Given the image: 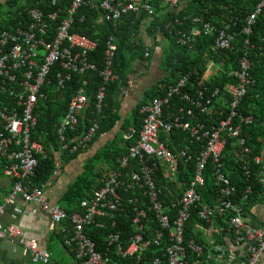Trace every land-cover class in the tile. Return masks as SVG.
I'll use <instances>...</instances> for the list:
<instances>
[{
    "label": "built area",
    "instance_id": "obj_1",
    "mask_svg": "<svg viewBox=\"0 0 264 264\" xmlns=\"http://www.w3.org/2000/svg\"><path fill=\"white\" fill-rule=\"evenodd\" d=\"M44 1L0 0V157L7 163L4 174L13 182L5 204H13L21 197L25 203L40 205L52 225L62 227L74 264H141L151 248L164 251L153 258L151 264H184L188 248L197 258L203 256V248L194 241L188 246L185 244V225L191 212L198 208L200 219L209 224L213 222L216 209L204 204L200 194L205 186L208 161L212 159L218 164L217 183L225 185L221 189L223 199L216 208L231 212L229 224L234 241L237 246H244L247 254L245 262L230 259V264H258L264 253V228L247 224L243 211L224 199L231 195V189L226 186L228 181L220 172L219 164L228 138L238 139L240 146L245 143L235 120L245 124L254 120L252 116L238 113L240 103L254 82L246 54L237 60V68L231 73L233 83L214 89L195 83L193 76L199 75L202 67L195 68L169 86L163 97L145 104L140 111L144 115L143 126L136 141L128 147V154L118 159L116 171L103 172L100 187L80 203L78 211L68 213L44 199V186L38 188L31 183L38 156L45 154L41 137L34 135L38 104L48 92L63 89L72 74L96 70L89 59V54L97 47L96 41L73 31L77 11L89 5L102 11L101 21L115 23L140 8L136 5L139 0H122L120 5H116L115 0H71L69 5L62 0H49L44 5ZM171 4L176 6L177 0H171ZM263 7L264 1L247 18L246 34L251 33ZM142 8L154 15L150 5L144 4ZM202 32L211 35L213 28L206 24L203 31L179 32V43L187 45ZM233 43L234 36L220 30L211 50L214 54L229 51ZM115 51L111 39L105 53V68L100 73L104 85L95 96L97 114L103 110L106 85L117 79L112 70ZM212 56L205 52L202 58L205 80L217 75L219 70ZM77 84L57 129L60 143L66 140L67 132L77 131L89 106L87 81ZM222 107L230 109L229 115L216 120L222 115ZM90 122L91 127L76 138L79 141L72 151L91 141L98 123L93 118ZM136 132L130 128L124 139L131 141ZM178 132L188 133L200 148L192 177L187 182L183 176L189 174L186 165L193 160V154L191 148L176 149L178 141H173V135ZM255 162L263 165V177L264 157H256ZM182 165L187 171H180ZM3 213L4 206L0 204V215ZM93 226L109 232L102 250L89 235L88 228ZM0 239L18 244L34 263H52L49 252L40 248L37 241L28 239L15 225L0 224ZM217 247L218 251L222 250L221 246Z\"/></svg>",
    "mask_w": 264,
    "mask_h": 264
},
{
    "label": "trees",
    "instance_id": "obj_2",
    "mask_svg": "<svg viewBox=\"0 0 264 264\" xmlns=\"http://www.w3.org/2000/svg\"><path fill=\"white\" fill-rule=\"evenodd\" d=\"M139 1L136 3L140 7L138 12H130L115 23L101 21L102 11L93 9L89 5L77 11L73 31L96 41V49L89 54V59L96 65V70L82 75L72 74L71 80L63 89L48 92L47 97L39 102L36 111L38 123L34 135L41 137L45 154L38 156V167L31 183L38 188H43L57 169V155H60L64 165L69 164L86 154L101 137L114 131L121 121L118 97L122 86L135 72V65L137 67L146 65L152 60L153 48L150 47L151 45L148 46L146 39L152 43H158V40L163 38L167 46L161 68L166 76L154 85L143 101L135 106L132 119L126 120L121 127L122 132L127 134L132 124V128L137 131L136 135L131 141L122 137L115 139L89 158L84 164L82 173L68 186L60 201V207L68 213L78 211L80 203L93 196L100 187L99 178L102 177L103 172L116 171L119 168L118 159L128 154V147L136 141L143 126L144 115L140 111L145 104L153 98L163 97L169 86L195 68L202 67L199 75L193 76L195 83L208 85L211 89L233 83L231 73L237 68V60L246 54L251 63L249 72L254 82L249 86L240 103L238 113L243 116H252L254 120L249 124L235 120V125L241 127L240 138L244 139L245 143L240 146L238 139L228 138L219 164H221L220 172L228 181L226 186L231 189V195L224 199L239 207L244 215L249 213L264 199L263 165L255 162L256 157H264V7L256 18L251 33L246 34L244 28L247 18L256 12L258 5L264 0H177L176 6L171 4V0ZM44 2L43 4L47 5L49 0ZM62 2L66 5L71 4V0H62ZM121 2L122 0H115L116 5H120ZM144 4L151 6L154 15H150L146 9L142 8ZM50 10L53 9L50 8ZM195 19L198 21L194 22ZM206 24L213 28L211 35H205L202 32L187 45L179 43V32L186 34L194 29L203 31ZM220 30H226L234 36L233 49L214 54L211 49ZM111 39L116 46L112 70L117 79L106 85L103 110L97 114L95 96L98 89L104 85L100 73L105 68V53ZM205 52L213 54L212 60L219 67L217 75L208 80L202 78L205 72L202 61ZM83 80L87 81L85 88L89 98L85 117L80 119L77 131L67 132L66 140L60 143L57 129L68 110L78 86L77 83ZM229 112L230 109L222 107V115L215 119H224ZM92 118L97 121L98 129L91 141L72 151L73 146L79 141L76 138L81 137L91 127ZM173 141H178L176 149L191 148L192 150L193 160L186 165L189 174L183 176L187 182L192 177L196 155L200 151L199 144H194L197 142L193 141L188 133L183 132L175 133ZM246 149L249 152H246ZM6 164V160L0 157V177L4 175ZM217 166L218 164L212 159L208 161L204 173L205 186L200 190V194L204 204L216 209L212 220L220 225L223 224L222 216L229 223L232 214L228 210L220 211L216 208L219 201L223 199L221 189L225 187L222 183H217ZM184 167L182 165L180 171H187ZM197 212L198 208H195L185 225V244L188 246L190 241H194L203 248V256L197 258L188 248L184 264H193L196 261L206 263L208 248L200 240L203 233L199 229L200 227L208 229L210 224L200 219ZM88 231L91 238L98 244V249L102 250L105 235L109 232L96 229L94 226L89 227ZM163 252L160 248L149 249L141 264H151V260L161 256Z\"/></svg>",
    "mask_w": 264,
    "mask_h": 264
},
{
    "label": "crops",
    "instance_id": "obj_3",
    "mask_svg": "<svg viewBox=\"0 0 264 264\" xmlns=\"http://www.w3.org/2000/svg\"><path fill=\"white\" fill-rule=\"evenodd\" d=\"M146 42L153 48L152 60L146 65L139 67L135 65V72L122 86L118 97L121 121L114 131L101 137L86 154L69 164L64 165L60 155H57V169L44 186V199L50 204L60 207V201L68 186L82 173L85 162L107 143L124 138L125 134L121 130L124 122L132 119L135 106L143 101L154 85L166 76L161 66L167 42L163 38H160L158 43H152L149 39H146ZM132 127L131 124L130 128ZM12 185V180L5 174L0 177V204L4 206V213L0 215V224L15 225L22 229L28 239L37 241L40 248L49 252L51 264H74L73 256L65 245L66 237L62 227L52 225L48 214L40 205L25 203L21 197H18L13 204H5V198L11 192ZM244 220L254 228H264V199L245 214ZM222 222L223 224L217 225V222L213 221L208 229L203 227L199 229L203 233L200 240L208 248L205 264H230V259L239 263L245 262L247 256L245 247L236 245L230 224L223 216ZM217 245L222 247L221 251L217 250ZM0 264L41 263H34L18 244L0 239ZM258 264H264V253Z\"/></svg>",
    "mask_w": 264,
    "mask_h": 264
}]
</instances>
